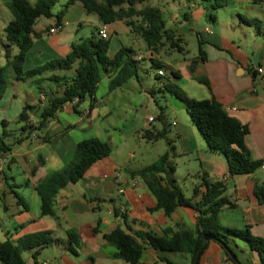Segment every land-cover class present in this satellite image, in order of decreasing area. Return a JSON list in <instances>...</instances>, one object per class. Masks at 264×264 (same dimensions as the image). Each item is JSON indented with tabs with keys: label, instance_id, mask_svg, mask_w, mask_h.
I'll list each match as a JSON object with an SVG mask.
<instances>
[{
	"label": "crops",
	"instance_id": "obj_1",
	"mask_svg": "<svg viewBox=\"0 0 264 264\" xmlns=\"http://www.w3.org/2000/svg\"><path fill=\"white\" fill-rule=\"evenodd\" d=\"M8 1L0 0V65L7 61L3 29L12 19L7 7ZM222 1L223 4L213 6V13L208 14L204 7L193 3L192 6L184 7L182 14H172L174 21L171 24L163 20L165 29L178 38L182 50L162 41L158 50L153 52L141 42L142 37L132 31L123 20L102 23L96 15L85 13L78 1L65 8L59 21L60 29L49 32V28L56 24V14L67 2L61 0L65 3H61L56 12L52 8V16L37 18L33 26L35 37L32 46L25 53L22 68L26 71L48 60L64 58L73 43L91 35L99 36V32L104 31L110 40L107 50L109 58L121 46L129 47L136 60L148 57L151 64H161V76L166 77V81L161 82L160 86L174 84L183 91L189 87L192 94L196 93L194 87H197L201 91V98L216 99L229 116L247 127L245 144L250 158L261 162L259 167L246 174H230L225 157L207 149L205 139L189 119L183 105L181 110L179 107H171L174 117L167 123V127L163 125L161 128H164V136L160 139L166 143L163 153L169 152V159L174 167L171 176L182 191L185 183L181 186L175 178L177 170L181 172L180 180L190 178L192 190L198 186V193L195 195L193 191L190 195H185L183 191L193 204L200 202L205 192L203 180L223 185V196L231 205H223L218 211L219 227H248L253 235L264 239V203L255 193L256 187L264 189V73L260 75L256 72L257 67H262L264 71V0L261 4H254L251 0ZM240 16L260 20L259 31L241 21ZM113 35L117 37V42L112 45ZM118 35L126 37L132 43L127 45ZM198 48L203 55L199 54ZM140 49H144L143 53ZM9 51L10 54H16L18 49L10 46ZM75 64L76 62L68 70L46 71L40 76L27 79H17L13 69L8 67L6 89L0 98V122L5 121V130L8 122L18 117L24 105L32 107L27 111L28 121L35 125L45 105V95L37 91L34 82L41 77L38 84L48 92L46 90H49L51 83L46 77L50 73L72 76ZM167 71L171 76L166 75ZM103 75L100 80L106 77L108 87L109 75ZM126 81L118 87H124ZM51 87L56 91L55 86ZM200 87L204 90H200ZM151 89L152 93L144 87L134 92L129 105L135 109L137 106L149 108L154 99V88ZM158 91L168 97L173 96L163 89ZM104 99L105 97L97 99L95 94V101L90 107V98L86 97L77 105L76 110L73 102L65 103L42 128L22 129L23 123L19 122L10 131L11 134L4 137L10 149L0 157V241L49 230L50 235L59 241L38 249L36 264H129L103 238V234L116 227L130 232L151 231L155 234H161L166 228L173 231L178 228L194 231L196 228L197 212L193 208L178 206L168 215L162 209H154L156 200L144 182L139 177H131L125 170H136L146 165L133 166L129 163L130 158H135L136 149L143 138V131L147 126L146 115H143L141 125H133L126 132L122 131V125L113 127L120 129L114 143L111 142L109 130L104 128L108 137L106 142L110 146L125 147L126 141L137 135L133 144L135 147L127 148V158L115 159L111 149L106 157L95 161L79 181L66 184L55 194L50 214H40V198L35 184L70 161L79 140L97 137L93 133L96 119L118 115V107L114 103L112 106L105 104ZM159 115L164 118L162 112ZM117 117L122 121L125 114ZM155 131L159 129H154ZM39 160L42 162L39 163ZM5 166L7 172H4ZM14 192L23 202L16 201ZM70 229L76 244L69 243L67 230ZM69 244H72L74 251L69 249ZM54 245L61 247L58 257L53 260L42 258L44 251L54 249ZM109 245L114 250L108 249ZM230 246L241 264H261L258 254L241 244L238 239H234ZM34 250L31 251L30 262L23 258L26 264H35L32 258ZM162 258L175 264H189L186 253L155 250L143 245L141 264H166ZM198 264H233V261L227 258L218 242L209 239L199 256Z\"/></svg>",
	"mask_w": 264,
	"mask_h": 264
},
{
	"label": "trees",
	"instance_id": "obj_2",
	"mask_svg": "<svg viewBox=\"0 0 264 264\" xmlns=\"http://www.w3.org/2000/svg\"><path fill=\"white\" fill-rule=\"evenodd\" d=\"M76 1L81 3L85 13L96 15L102 23L123 20L127 26L131 27L132 31L142 37L146 47L153 52L158 50L162 41L182 50L178 44V38L165 29L162 12L158 7L146 5L137 8V5L144 0H67L64 8L56 14V24H59L65 8ZM56 2L57 0H9L7 2L12 19L3 29L5 38L3 45L7 61L4 65H0V98L6 89L8 67L13 69L17 79H27L40 76L46 71L68 70L76 62L72 76L50 73L46 77L51 86L56 87V91L50 86L49 91L45 92L42 86L38 84L39 80L42 79L41 77L34 82L37 91L45 95V105L41 110L40 119L35 125L28 121L27 111L32 107L29 105L22 107L17 119L23 123L22 129L42 128L46 121L53 117L63 104L68 102H73V108L76 110L77 105L84 98L89 97L90 107H92L97 84L102 73L109 75V90L117 88L131 77H137V60L133 58L129 47L121 46L111 58L108 57L107 50L110 40L107 33H104L105 38L94 35L81 38L71 45L70 51L64 58L51 59L42 65L24 71L22 66L25 53L32 46L35 37L33 26L38 17L53 15L52 8ZM251 2L261 4L263 0H251ZM240 18L245 24L253 26L256 31H259L260 20L243 16ZM10 46H15L18 52L10 54ZM198 52L203 55L200 48H198ZM151 66L161 69L159 62H152ZM158 89L167 91L182 102L189 119L205 139L207 149L225 157L230 174H246L259 167L261 162L250 158L245 144L247 127L229 116L220 102L213 97L202 99L189 97L174 84L166 83ZM149 92L152 93V90ZM0 124L3 128L0 132V157H2L9 151L10 147L4 140L6 123L1 121ZM143 136L150 141L158 140L164 136V128L155 132L144 130ZM110 152L111 147L108 142L97 137L79 140L75 145L70 161L60 169L45 175L35 184V190L40 198V214H50L51 202L55 194L66 184L79 181L95 161L106 157ZM41 162L39 160V163ZM125 170L131 177H139L144 182L156 200L154 209H162L168 215L178 206H187L197 212L194 231L185 228H178L173 231L166 228L162 230L161 234H155L151 231L130 232L116 227L103 234V238L117 249V254L126 262L141 264L142 247L146 245L155 250L186 253L189 264H193L197 253L200 250L203 251L209 241L204 240L203 235H210L213 237L212 240L221 241L229 249H231L230 243L234 239L244 241L250 250L258 254L260 263L264 264L263 238L253 235L248 227L221 228L217 224V213L220 208L226 204L231 205L223 196L224 188L220 182L208 183L203 180L205 192L202 194L200 202L193 204L191 198L184 195L171 176L174 167L169 159L168 151L162 153L152 163L139 169L125 168ZM197 193L198 186H195L193 195ZM255 193L259 200L264 203V189L256 187ZM14 195L17 202H23L16 192ZM114 212L115 214L118 213L116 209ZM67 235L69 243L76 244L77 241L73 237L71 229L67 230ZM58 241L50 235L49 230L25 234L15 239L7 238L0 241V264H26L22 252L28 249H35L32 258L36 264L37 250ZM72 244H69L68 247L74 251ZM220 246L230 260L224 246L221 244ZM162 260L166 264H175L166 258H162ZM233 264L241 263L236 260Z\"/></svg>",
	"mask_w": 264,
	"mask_h": 264
},
{
	"label": "rangeland",
	"instance_id": "obj_3",
	"mask_svg": "<svg viewBox=\"0 0 264 264\" xmlns=\"http://www.w3.org/2000/svg\"><path fill=\"white\" fill-rule=\"evenodd\" d=\"M61 3H65V2H61V0H58L55 5L53 6V11L56 12L59 10V8L61 7ZM193 3H195L196 5H199L200 7H204L203 9H206L208 14L209 13H213V6L216 5H221L224 2L222 0H144L142 3L138 4V7H143V6H155L158 7L161 12H162V19L166 22V23H170L173 22V18H171L172 14H182L184 11V7L186 6H192ZM64 6V5H63ZM41 19H45L46 17L40 16ZM119 38L121 39V41L123 40L124 43H126L127 45H130L132 42L131 40L126 39V37L121 35H118ZM121 36V37H120ZM114 38V39H113ZM117 37L116 36H112V41L111 44H115L117 42ZM141 42L143 44H145L144 41L141 40ZM146 45V44H145ZM191 47V46H189ZM146 48V47H144ZM141 53H143L144 49H140L139 50ZM156 69L153 68L151 66V60L146 57L144 59H138L137 60V77H131L129 78L126 82V85L124 87H117V89H114V91H109L108 87H107V79H105L106 77H104V79L100 80L97 84V89H96V98H100V97H105L104 101L105 104L112 106L113 103L115 104V106L118 107V110L116 111L118 113V115H123L125 114V117L123 118L124 120L120 121L118 120V115L115 116H110V117H106V118H102L100 117L99 119H96L94 121V129H93V133H95V135L101 139L102 141H108V137L107 134L105 133V131H103L104 128H107L111 134V142H115V139L117 140V136L119 134V130L117 128H113V127H119V125H122L123 127V132H126V129H129L134 127L133 125H136L138 123L143 122V115H146V122H147V126L146 129L144 130H151L154 131V129H161L163 127V125H166V127L168 126L167 123L174 117L173 114V110L171 109V107L175 106L176 108H180L181 110V106L183 105L182 102L177 99L176 97L172 96V97H168L167 94H163L162 92H159L157 88L160 87V83L163 81H166V77H162V76H156ZM167 76H171L169 71L166 72ZM101 76L103 77V73L101 74ZM157 77H160L159 80H157ZM196 86L197 84L194 83ZM141 87L146 88V90H148V92L150 91L151 88H154L153 91V101H151V105L149 108H145L137 106L135 108H132L129 105L130 100H132L134 97V92H138ZM44 89V88H43ZM191 88H184L185 93L189 96L192 97V95H195L193 98L196 99H202L200 96L201 94H199V88L194 87V89L196 90L195 94H192V92L190 91ZM204 90L202 87H200V90ZM46 90V89H45ZM152 90V89H151ZM49 91V90H46ZM188 91V92H187ZM190 91V92H189ZM205 92V91H204ZM139 96V95H136ZM158 105V106H157ZM174 107V108H175ZM177 110V109H176ZM185 110V109H184ZM160 112L163 113L164 118H162L159 114ZM129 114V115H127ZM154 116L155 119L154 121H148L147 117L148 116ZM142 116V117H141ZM18 117L15 118V120L13 121H9L8 122V126H6V132H5V136L8 137L11 134V130L16 128V124L19 123V121L17 120ZM2 125H0V132H2ZM15 133V132H14ZM93 135V134H91ZM13 136V135H12ZM137 139V135H133L130 139H128L126 141L125 144H127V146L120 148L119 146H110L112 149V156L115 159H126L127 155H126V151L127 148L129 147H135L133 146V144H135ZM7 140L9 141V138H7ZM141 143L140 146L138 147V149H136L135 152V158H130L129 159V163H131V165L133 166H141L144 164H150L153 161H155L158 156H160L164 149L166 148V143L163 139H159V140H155V141H150L147 140L144 136L143 138H141ZM206 144V142H205ZM130 149V148H129ZM172 157V155H171ZM172 160V158H171ZM173 161V160H172ZM178 161L176 160L175 164H177ZM179 168H181V166H179ZM4 172H7V167L5 166L4 168ZM176 179L179 181L180 185L182 183H185L183 191L185 193V195H190L192 194V188H190V178H188L187 180L183 181L180 180V175L181 172L180 170H177L176 172ZM182 186V185H181ZM11 200L12 197L10 196ZM239 240V239H238ZM239 242L241 244H245L247 246V244L242 241L239 240ZM54 249H47L44 251V253L42 254V258L46 259V260H53L54 258L58 257V251L59 249H61V247H57L56 245H54L53 247ZM108 249L110 250H114L113 246L109 245ZM32 249H28L25 250L22 255L23 258L25 259V261L30 262V254H31Z\"/></svg>",
	"mask_w": 264,
	"mask_h": 264
},
{
	"label": "built area",
	"instance_id": "obj_4",
	"mask_svg": "<svg viewBox=\"0 0 264 264\" xmlns=\"http://www.w3.org/2000/svg\"><path fill=\"white\" fill-rule=\"evenodd\" d=\"M60 27H61L60 24H55L54 26H52L51 28H49V32H56V31H58L60 29ZM104 33H105L104 31H100L99 32V36L102 37V38H105V34ZM256 72L258 74H260V75H263V73H264L262 67H257L256 68ZM156 74L159 75V76H161V75H163V71L161 69H157L156 70ZM147 120L148 121L154 120V116H148L147 117ZM172 124H175V122H172Z\"/></svg>",
	"mask_w": 264,
	"mask_h": 264
},
{
	"label": "water",
	"instance_id": "obj_5",
	"mask_svg": "<svg viewBox=\"0 0 264 264\" xmlns=\"http://www.w3.org/2000/svg\"><path fill=\"white\" fill-rule=\"evenodd\" d=\"M203 238H204V240H209V239H212L213 237L210 236V235H203ZM218 242H219V244H221L222 246H224L223 243H222L221 241H218ZM224 248H225L227 254L229 255L230 259H231L233 262H235L237 259H236V256L233 254L232 250L229 249V248H227V247H225V246H224ZM201 251H202V250H200V251L197 253V255L195 256V259H194L193 264H198V260H199V256H200V254H201Z\"/></svg>",
	"mask_w": 264,
	"mask_h": 264
}]
</instances>
